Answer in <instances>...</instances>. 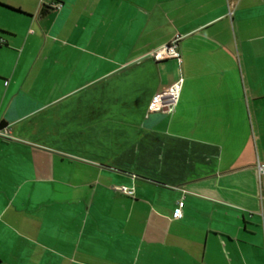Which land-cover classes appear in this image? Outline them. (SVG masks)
Returning a JSON list of instances; mask_svg holds the SVG:
<instances>
[{"label":"crops","instance_id":"crops-1","mask_svg":"<svg viewBox=\"0 0 264 264\" xmlns=\"http://www.w3.org/2000/svg\"><path fill=\"white\" fill-rule=\"evenodd\" d=\"M0 36V264H264V0H0Z\"/></svg>","mask_w":264,"mask_h":264},{"label":"built area","instance_id":"built-area-1","mask_svg":"<svg viewBox=\"0 0 264 264\" xmlns=\"http://www.w3.org/2000/svg\"><path fill=\"white\" fill-rule=\"evenodd\" d=\"M231 13V10L230 12ZM178 40L179 36L174 37L168 44L165 46L155 50L152 55L156 60H162L166 58H175L178 62L181 61L180 53L177 49L178 46ZM4 43V39L0 36V45ZM182 86V79H178L175 82L171 83L169 86H167L162 91L156 93L149 105H148V111L149 112H161L164 114H169L174 111L175 106L177 104L180 89ZM258 170L259 173H264V166L258 164ZM121 192L126 194H132L133 191L125 186H120L118 188ZM183 206V201L178 202V207L173 213L174 218H180L181 213V207Z\"/></svg>","mask_w":264,"mask_h":264},{"label":"rangeland","instance_id":"rangeland-1","mask_svg":"<svg viewBox=\"0 0 264 264\" xmlns=\"http://www.w3.org/2000/svg\"><path fill=\"white\" fill-rule=\"evenodd\" d=\"M262 151L264 152V148L262 147H259V149H257V156L259 157V154L262 153ZM259 161V159H258ZM260 163V162H259ZM258 165V164H257ZM260 180H261V184L263 185L264 187V173L260 174Z\"/></svg>","mask_w":264,"mask_h":264}]
</instances>
